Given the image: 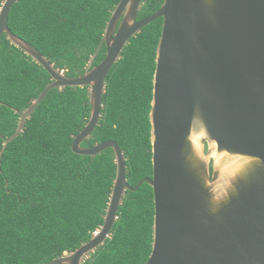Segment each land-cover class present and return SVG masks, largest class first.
I'll use <instances>...</instances> for the list:
<instances>
[{"label": "water", "instance_id": "95a60500", "mask_svg": "<svg viewBox=\"0 0 264 264\" xmlns=\"http://www.w3.org/2000/svg\"><path fill=\"white\" fill-rule=\"evenodd\" d=\"M0 7V38L23 49L52 76L21 112L16 131L53 88L89 87L90 117L72 149L97 155L113 148L117 173L98 233L47 264H82L110 236L127 190L154 192L152 251L145 264H264V0H164L138 19L142 0H120L105 27L106 56L67 76L13 33ZM163 17L151 101L153 175L132 186L114 139L82 146L99 125L107 77L130 39Z\"/></svg>", "mask_w": 264, "mask_h": 264}, {"label": "trees", "instance_id": "16d2710c", "mask_svg": "<svg viewBox=\"0 0 264 264\" xmlns=\"http://www.w3.org/2000/svg\"><path fill=\"white\" fill-rule=\"evenodd\" d=\"M163 1L142 0L138 19ZM119 2L19 0L8 24L55 67L76 77L106 56L104 31ZM162 25L159 17L130 39L107 77L99 125L82 142L89 147L116 140L132 186L153 175L150 111ZM51 81L45 67L6 33L1 36L0 151L16 131L21 112ZM90 111L88 86L53 88L6 147L0 161V264H47L89 241L103 224L117 173L114 150L81 155L72 149ZM154 213L148 182L127 190L110 236L84 264H145L152 251Z\"/></svg>", "mask_w": 264, "mask_h": 264}, {"label": "built area", "instance_id": "2783aa9c", "mask_svg": "<svg viewBox=\"0 0 264 264\" xmlns=\"http://www.w3.org/2000/svg\"><path fill=\"white\" fill-rule=\"evenodd\" d=\"M98 231H99V228H97L93 233H94V235H96L97 233H98Z\"/></svg>", "mask_w": 264, "mask_h": 264}, {"label": "clouds", "instance_id": "9594fccd", "mask_svg": "<svg viewBox=\"0 0 264 264\" xmlns=\"http://www.w3.org/2000/svg\"><path fill=\"white\" fill-rule=\"evenodd\" d=\"M101 227V226H100ZM100 227H99V229H100ZM93 235H94V233H93ZM85 262V261H84ZM84 262L82 263V264H84Z\"/></svg>", "mask_w": 264, "mask_h": 264}]
</instances>
